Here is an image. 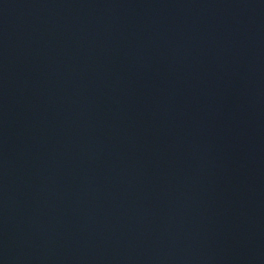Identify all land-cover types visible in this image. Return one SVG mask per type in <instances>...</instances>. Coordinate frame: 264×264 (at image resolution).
Here are the masks:
<instances>
[{
    "label": "water",
    "instance_id": "1",
    "mask_svg": "<svg viewBox=\"0 0 264 264\" xmlns=\"http://www.w3.org/2000/svg\"><path fill=\"white\" fill-rule=\"evenodd\" d=\"M42 264H264V0H51Z\"/></svg>",
    "mask_w": 264,
    "mask_h": 264
}]
</instances>
